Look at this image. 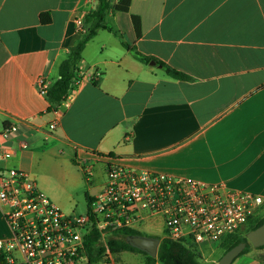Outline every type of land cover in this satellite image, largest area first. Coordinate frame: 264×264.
<instances>
[{"label": "crops", "instance_id": "0c3cea01", "mask_svg": "<svg viewBox=\"0 0 264 264\" xmlns=\"http://www.w3.org/2000/svg\"><path fill=\"white\" fill-rule=\"evenodd\" d=\"M129 1L128 12L106 18L118 36L100 30L87 43L77 65L80 85L57 104L39 95L36 80L43 76L50 87L57 81L98 3L0 0V146L11 153H0V170L29 174L60 210L85 190L86 213L106 183V158L264 199V0ZM121 43L190 79L139 63ZM54 120L55 130L47 131ZM9 125L17 130L5 138ZM78 160L91 165L89 179ZM8 231L0 207V238ZM231 264H264V249L252 247Z\"/></svg>", "mask_w": 264, "mask_h": 264}, {"label": "built area", "instance_id": "2783aa9c", "mask_svg": "<svg viewBox=\"0 0 264 264\" xmlns=\"http://www.w3.org/2000/svg\"><path fill=\"white\" fill-rule=\"evenodd\" d=\"M75 23L82 31L83 20ZM80 80L75 73L64 102L71 99ZM36 88L39 95L47 97L50 86L43 76L37 78ZM56 126L54 120L47 131ZM16 130L15 125H9L2 136ZM0 153L3 159L11 154L2 146ZM77 165L89 179L91 165L86 160H78ZM103 165L106 183L95 209L74 216L64 214L29 174L0 170V207L9 229L0 238V264H120L116 262L118 255L107 250V238L119 229L139 232L145 224L159 225L162 239L182 242L202 261V246L239 234L264 204L259 196L163 173L135 171L109 158ZM92 229L99 233L106 249L96 260L89 259L85 246ZM153 259L143 264H162L157 257Z\"/></svg>", "mask_w": 264, "mask_h": 264}, {"label": "trees", "instance_id": "16d2710c", "mask_svg": "<svg viewBox=\"0 0 264 264\" xmlns=\"http://www.w3.org/2000/svg\"><path fill=\"white\" fill-rule=\"evenodd\" d=\"M129 5V0H118L116 3H112V0H98L96 8L85 15V32L83 34V37L76 46L69 49L67 58L60 63L58 67L59 78L49 88L47 93V98L50 102L57 104L64 102L71 80L74 78L77 71V65L81 59V54L87 43L97 35L98 31L104 30L112 33L115 36H118L117 32H115L113 28L107 23V15L110 12L126 13L129 10ZM40 20L44 23L49 22V18L47 15H41ZM131 20L136 37H139V18L136 16H132ZM121 45L136 61L143 65H149L150 62H154L155 65L161 68L164 73L170 78L180 81H187L190 79L184 73L176 71L165 63L139 53L134 47L126 43H121ZM261 210L262 206L259 208L258 214L250 221H248V223L243 227L239 234L228 236L224 240H222L220 246L223 249V254L240 243H246V246L236 258L245 254L250 248H252V246L246 239V234L264 224V215L261 216ZM132 235L143 234L130 229H119L114 231L107 238V250L113 254L126 251L139 253L146 258L145 263L152 262L154 260L153 258L149 257L145 253L140 252L139 250L131 248L126 243V237ZM85 246L87 255L90 260L98 259L106 250L101 243L99 233L95 229H92L89 235L86 237ZM257 249H264V246ZM156 257L157 260H159L162 264H201L199 255L195 250L187 247L182 242L171 241L168 239H160ZM218 261L211 264H218Z\"/></svg>", "mask_w": 264, "mask_h": 264}, {"label": "water", "instance_id": "95a60500", "mask_svg": "<svg viewBox=\"0 0 264 264\" xmlns=\"http://www.w3.org/2000/svg\"><path fill=\"white\" fill-rule=\"evenodd\" d=\"M149 65L153 66L155 63L150 62ZM246 239L253 248L264 246V224L248 232L246 234ZM125 240L131 248L139 250L151 258H155L157 256V251L160 244L159 238L144 235H132L126 237ZM245 246L246 243H240L234 246L222 255L218 261V264H231L232 261L243 251Z\"/></svg>", "mask_w": 264, "mask_h": 264}, {"label": "rangeland", "instance_id": "374dc122", "mask_svg": "<svg viewBox=\"0 0 264 264\" xmlns=\"http://www.w3.org/2000/svg\"><path fill=\"white\" fill-rule=\"evenodd\" d=\"M85 178H87L85 175H83ZM92 179V177H91ZM41 182V181H38ZM46 195V194H45ZM85 190H78L75 192L73 198L75 199V205L68 207L66 209H61V211L64 214H72L74 215H84L86 213V201H85ZM47 196V195H46ZM48 197V196H47ZM156 228V229H155ZM155 228H147L142 227V230H139L140 233H142L144 236H151L161 239L162 235L159 234L160 232V226L157 225ZM149 230L151 234H147L143 230ZM143 231V232H142ZM153 233V234H152ZM158 233V234H157ZM217 245H212L210 248L208 246L204 245L201 247V251L203 255H205L204 259L201 262V264H211L215 263L217 261V255L218 250L216 249ZM213 249V253L210 252V250ZM240 258V256H239ZM116 262H119L120 264H143V258L140 255L134 254V256L129 254H120L117 256Z\"/></svg>", "mask_w": 264, "mask_h": 264}]
</instances>
